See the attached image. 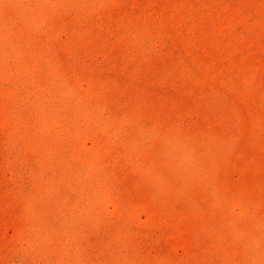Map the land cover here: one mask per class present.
<instances>
[{
  "label": "rangeland",
  "instance_id": "obj_1",
  "mask_svg": "<svg viewBox=\"0 0 264 264\" xmlns=\"http://www.w3.org/2000/svg\"><path fill=\"white\" fill-rule=\"evenodd\" d=\"M0 264H264V0H0Z\"/></svg>",
  "mask_w": 264,
  "mask_h": 264
}]
</instances>
